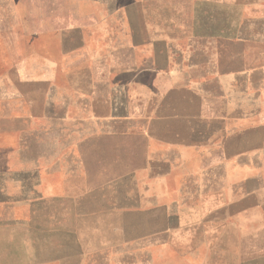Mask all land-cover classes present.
Segmentation results:
<instances>
[{
	"label": "crops",
	"instance_id": "0c3cea01",
	"mask_svg": "<svg viewBox=\"0 0 264 264\" xmlns=\"http://www.w3.org/2000/svg\"><path fill=\"white\" fill-rule=\"evenodd\" d=\"M28 2L39 0H0V51L43 52L55 69L103 62L122 107L92 110L94 132L75 141L69 125L0 131V264H246L250 251L264 259V89L234 92L248 80L167 55L139 67L136 45L104 41L112 32L96 27L99 9L82 10L80 25L42 28L39 9L25 15ZM14 153L19 175L5 178ZM13 181L17 193L6 187ZM40 202L53 220L36 219Z\"/></svg>",
	"mask_w": 264,
	"mask_h": 264
},
{
	"label": "rangeland",
	"instance_id": "374dc122",
	"mask_svg": "<svg viewBox=\"0 0 264 264\" xmlns=\"http://www.w3.org/2000/svg\"><path fill=\"white\" fill-rule=\"evenodd\" d=\"M94 1L86 5L85 0H55L51 4L49 0H39L35 6L28 2L25 15L39 9L42 28L52 23L77 26L82 22V10L95 7L100 18L96 27L112 32L104 41L111 45H136L139 67L167 55L172 63L189 61L200 73L248 80V85L234 83V92L244 87L264 89V0H99L101 4ZM6 7L7 17L20 20V15L17 18L10 15L15 11ZM26 18V25L32 28L34 20L32 24ZM92 21L90 17L89 23ZM70 39L78 43L80 33H74ZM3 50L0 51V131H19L34 125H69L75 141L87 132H94L92 110L122 107V99L110 82L113 69L105 67L103 62L99 68L89 70L55 69L43 52H17L11 46ZM87 82L98 95L86 94ZM137 93V108H141L142 91L138 89ZM32 134V131L26 133ZM16 168L18 160L14 153L8 158L4 177L16 179L19 175ZM6 187L17 193L16 182ZM2 197L0 194V200ZM47 206L43 202L36 206L38 221L54 219L52 212L45 211ZM52 206L57 208L55 220L63 222V202ZM7 211L8 206L0 203L1 219L8 217ZM257 256L258 253L250 251L246 264H264V259H253ZM226 263L240 264L235 260Z\"/></svg>",
	"mask_w": 264,
	"mask_h": 264
}]
</instances>
